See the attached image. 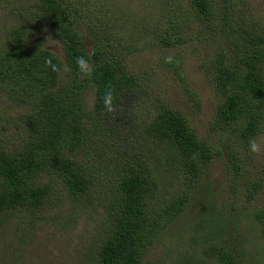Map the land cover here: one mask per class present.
Masks as SVG:
<instances>
[{
	"label": "trees",
	"instance_id": "1",
	"mask_svg": "<svg viewBox=\"0 0 264 264\" xmlns=\"http://www.w3.org/2000/svg\"><path fill=\"white\" fill-rule=\"evenodd\" d=\"M4 1L15 8L17 23L0 43V93L16 108L0 118L13 120L20 145L4 144L7 135L0 139V224L13 218L34 223L51 197L58 199V182L74 198L106 205L93 264H147V248L179 217L209 163L222 157L220 149L199 139L166 99L153 97L147 75L127 66L126 46L139 49L128 40L141 31L106 14L135 12L124 4L135 0ZM148 1L159 26L148 33L160 32L165 46L216 37L206 69L220 95L212 125L237 128L246 141L257 136L264 128V23L255 19L251 0ZM37 33L58 39L63 56L34 42ZM113 130L131 141L126 150L112 146L118 147ZM103 150L115 151L106 164L96 159ZM224 154L223 170L236 183L242 159L229 148ZM181 176L186 181L179 185ZM263 180L251 183V195ZM255 217L264 252V210ZM210 251L216 252L210 264H243L225 246Z\"/></svg>",
	"mask_w": 264,
	"mask_h": 264
},
{
	"label": "rangeland",
	"instance_id": "2",
	"mask_svg": "<svg viewBox=\"0 0 264 264\" xmlns=\"http://www.w3.org/2000/svg\"><path fill=\"white\" fill-rule=\"evenodd\" d=\"M147 2L124 1L135 12L122 8L124 14L111 16L107 10L106 17L112 21L121 24L128 20L133 30L141 31V34L131 33L128 41L136 42L139 49L126 46L129 53L126 64L134 72L147 75L151 81L146 83L153 97L166 99L173 108L182 112L198 138L220 149L222 157L212 159L187 206L168 229L154 239L143 260L147 264H186L191 263L186 257L192 255L197 259L193 264H210L216 258V252L210 249L222 245L235 252L243 264H260V257L264 253L261 251L262 225L255 213L264 210V180L254 195L250 194V186L258 177H264V128L257 136L246 141L239 135L237 128L212 125L220 95L206 69L216 49V37L208 38L209 41L193 39L176 46H165L158 40L160 32L148 33L154 32L150 28L159 26L154 23L152 6L151 14L147 12ZM251 4L255 6L257 22L264 23V0H251ZM11 9L15 8L0 0V43L3 45L8 31L17 23ZM34 37L38 45L63 56L60 42L53 35L37 33ZM122 44L126 45V42ZM85 101L91 108L93 93L90 90L85 94ZM151 102L157 105V101ZM15 108L14 103L8 102L6 95L0 93V115L5 111L14 113ZM135 113L141 115L139 107H136ZM12 122L9 117L0 118L1 143L7 135L9 138L4 144L11 148L20 145ZM110 134L118 143V147L112 145L115 149L124 151L127 149L124 146L131 144L116 130ZM228 148L242 159L236 183L229 180V174L223 170L227 162L224 151ZM103 151L96 159L98 161L101 158L102 164H106L114 157L115 151ZM86 159L88 157L85 156L84 161ZM89 163L92 164L90 159ZM185 181L181 176L179 185ZM54 183V193L58 199L51 197L55 200L36 213L34 223H30L29 218H13L5 224L1 222L0 264L94 263L100 241L97 236L102 234L100 222L104 218L106 205L98 204L96 199L74 198L60 183ZM175 186L178 189L176 184L169 187L171 191ZM101 200L106 199L102 197Z\"/></svg>",
	"mask_w": 264,
	"mask_h": 264
}]
</instances>
